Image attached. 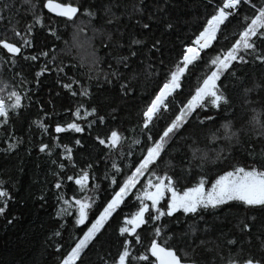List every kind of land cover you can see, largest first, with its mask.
I'll use <instances>...</instances> for the list:
<instances>
[{
	"label": "snow or ice",
	"instance_id": "1",
	"mask_svg": "<svg viewBox=\"0 0 264 264\" xmlns=\"http://www.w3.org/2000/svg\"><path fill=\"white\" fill-rule=\"evenodd\" d=\"M207 6L211 12L200 27L181 41L175 58L165 63L164 58L158 61L155 58L156 53L164 56L161 39H153L141 58V52L134 46L145 47L147 41L135 34H130L126 40L120 27L125 17L135 21L141 35L152 31L151 21L164 9L149 10L145 0H102L100 7L83 9L71 2L55 0H0V21H9L5 36L0 38V65H11L13 79L20 78L19 86L0 81V128L6 129L13 117L19 119L26 107L25 99L31 101V88L27 85L34 83L39 87L45 73L55 71L60 88L72 98H82L74 109L66 110L69 120L55 123L56 135L45 122L50 115L48 112L44 113L45 119L32 122L42 137L48 135L53 141L45 143L41 138L38 150L55 166L50 169L58 205L55 216L64 223L59 224L48 243L60 238L54 243L57 264H86L84 257L94 249L114 219L117 220L115 252L97 253L99 264H264V225L257 236L260 255H256L252 251L245 253L235 237L229 238L230 233L221 232L218 239L222 243L216 244L196 240L197 234L206 233L207 228L192 227L190 233L181 231L177 235L165 223L170 219L179 224V216L203 219L202 213L208 210L234 204L247 209H264V151L257 154L253 145V141L264 142V104L254 107L260 101L251 99L253 93L264 92V74L255 78L245 71L264 68V0H207ZM44 9L64 18L65 26L75 25L81 16L85 17L87 24L77 25L76 35L92 27L94 35L100 33L105 38L102 47L110 49L107 69L101 68L102 62L93 56L81 79L69 76L62 61L57 63L55 46L24 54V49L33 48L37 26L45 28ZM21 12L30 17L23 32L19 20L11 23L13 15ZM96 20L102 21V28L93 27ZM164 26L174 28L171 22H165ZM46 30L57 40L61 38L54 24L50 23ZM9 31L18 38L16 42L7 36ZM117 49L121 51L116 52ZM20 58L32 65L44 58L31 80L19 70ZM72 67L84 68V64ZM141 77L143 85L139 83ZM229 80L230 85L225 83ZM93 81L97 89L115 84L123 98H136L138 89L143 86L147 100L130 129L112 126L118 108L111 110L109 119L97 106H89ZM152 82L151 93H148ZM230 86L240 88L238 103H234L229 94ZM185 88L187 94L178 100ZM41 108L43 110L42 105ZM86 128L91 144L86 145L83 138L75 139L74 144L79 150L87 151V147H92L93 151H87L78 163L73 147L62 144L59 134L84 133ZM6 135L9 139L4 151H18L23 138L8 132ZM201 138L224 146L202 149ZM181 141L187 149V153L183 148L178 149L183 155L181 173L188 179L193 173L198 176L194 183L184 186H180L181 180L175 175L171 160H165L173 144ZM241 145H247L244 152L249 162H233L234 152ZM53 156L56 158L52 159ZM209 162L219 166V171L214 174L206 171ZM69 169L73 170L72 175L67 174ZM67 181L74 182L71 196L65 191ZM6 183L0 179V215L6 213L13 199ZM38 199L47 203L45 194ZM69 220L72 230L65 241ZM235 227L241 235L250 233L256 227V217L239 220ZM183 239L188 240V247L174 243ZM197 249H203L209 258H203Z\"/></svg>",
	"mask_w": 264,
	"mask_h": 264
},
{
	"label": "trees",
	"instance_id": "2",
	"mask_svg": "<svg viewBox=\"0 0 264 264\" xmlns=\"http://www.w3.org/2000/svg\"><path fill=\"white\" fill-rule=\"evenodd\" d=\"M59 2H71L74 5L81 6L83 8L100 7L102 0H57ZM149 10H155L157 7H162L163 12L156 14L157 18L151 21L152 31L140 34L139 26L135 24L134 20H127L122 17L120 27L125 32V39L127 40L130 34H135L138 38L145 39L147 46L141 47L139 45L134 46L141 52V58L148 52V46H150L153 39H161L164 43V56L156 53L155 58H164L165 63H168L169 59H174L176 54L180 51L181 41L188 39L197 31L201 22L205 16L211 12V8L207 6V0H145ZM45 13V28L40 29L37 26L34 31V40L32 49H24V54H31L34 50L39 52L41 50H49L53 46L56 49V55L58 57L57 63L61 61L65 66V71L69 76H77L84 79L83 73L89 66L93 56L98 58L102 63L101 68L107 69V63L109 61L108 53L110 49L102 47L104 37L100 33L94 35L93 28H87L86 32H81L79 36L76 35L77 25L83 27L87 24V19L83 16L76 21V24H68L65 26V19L56 17L55 14L49 13L47 9L43 10ZM6 16L10 14L5 13ZM19 20L20 30L24 31V24L30 20V17L25 16L23 12L14 14L11 23H15ZM165 22H171L174 25L173 29H167L164 25ZM54 24L57 27L58 34L61 37L57 40L47 32L49 24ZM9 27V21H0V38L5 36V30ZM93 27L102 28V21L96 20L93 22ZM108 30H111L109 28ZM7 36L10 40L16 42L18 38L14 37L12 33L7 32ZM90 41V42H89ZM115 41H113V46ZM171 50V51H169ZM121 50L117 49L116 52ZM126 54V53H124ZM44 62V58L36 62V65H32L29 62H25L22 58L19 60L18 68L24 72L28 79H32V73L34 70H38L37 65ZM84 64V68L72 67V65ZM135 64V59L133 61ZM126 71V70H125ZM251 75V77L259 78L264 74V68L254 67L247 68L245 70ZM58 79L55 71L45 73L40 78L41 82L39 87L34 83L28 84L27 87L31 88V101L25 99L24 104L26 107L22 110L19 119L13 117V121L7 126V128H0V179L5 180L7 183L5 187L8 188L13 199L9 202L7 211L4 215H0V264H57V253L54 250V243L60 238H53L51 243H48L49 238L52 237V233L57 230L59 224L64 223L55 216L58 205L56 204L54 197V189L52 188L53 177L50 174V169L55 166L51 165L50 158L45 153H40L38 145L43 138L45 143H53L50 136L41 134V131L32 123L36 119H45L44 113L48 112L50 115L45 119V122L50 125V131L53 135L56 122H63L70 119V116L66 114V110L73 108L80 97L72 98L66 92L62 90L56 83ZM0 81L11 85L20 84V78L13 79V71L11 65H0ZM250 82V81H249ZM143 85L144 81L141 77L139 82ZM229 85L232 83L230 80L225 81ZM152 82L147 91L151 93ZM93 98L89 102V106L95 105L99 108L100 113L109 116L113 108H118L117 119L112 121V126H119L121 129L131 128L138 120L139 112L146 103L147 97L144 95L145 89L141 86L136 94V98H123L118 93V86L105 85L101 89H97L95 81L92 82ZM229 94L233 97L234 103L239 102L240 88L228 89ZM187 94V88L177 98L183 99ZM143 97V98H142ZM253 101H260L259 104H255L254 107L259 108L264 104V92L251 96ZM30 104V106H28ZM43 106V110L41 108ZM251 114L249 113V116ZM239 126V125H238ZM192 131L191 128L188 130ZM6 132L13 133L17 137H21L24 143L20 146L18 151L5 152L7 147L6 141L9 136ZM96 133L93 132L94 136ZM131 136V133H126ZM60 142L68 143L74 149L78 163L87 155V151H93L92 147H87V151L79 150L74 144V140L83 138L86 145L91 144V138L89 137L88 130L84 133H61ZM31 140V143H29ZM130 143V140L129 142ZM183 141L180 143H174L173 147L169 149V155L166 156V162L170 159L172 165L175 166V175L181 180V185L194 183L198 176L193 173L191 179H188L181 173V160L183 155L178 149L183 148ZM255 152L259 154L264 151V142L253 141ZM224 145H213L208 141L201 138L200 147L202 149L219 148ZM247 145H241L234 152L235 160L233 162L246 163L249 162L246 159L244 149ZM127 149V144L125 145ZM55 151H61L56 149ZM183 152L187 153V149L183 148ZM214 156V154H213ZM56 157L53 156L52 159ZM212 157H210L211 160ZM163 167V165L161 166ZM170 170V169H169ZM206 171L210 174H214L219 171V166L213 165L211 162L206 166ZM103 169L101 168V174ZM68 175L73 174V170L67 171ZM73 181H67L65 185V191L69 196L72 195ZM104 185H102L103 187ZM41 194L46 195L47 203H44L38 199ZM125 212L128 209H124ZM203 219L192 216H179L181 221L179 224L166 220L165 223L169 225L176 232L177 235L181 231L189 232L192 227L199 229L207 228L206 233H198L196 240L200 239L213 241L216 244L222 243L220 233L231 234V237H235L240 244L243 245L245 253L252 251L256 255H260L259 241L257 236L260 234L259 229L264 225V209L259 207L254 209H247L234 204L231 207H222V209L208 210L202 213ZM256 217V227L252 232L241 235L238 229L235 227L237 221L244 220L250 217ZM12 220L9 224L8 221ZM68 231L64 233V240L67 241L72 230V221L69 220L67 224ZM117 220L114 219L108 228V231L99 237L94 249L84 257L86 264H99L97 253L105 255L109 250L115 252V246L113 242L117 240ZM251 237V243H248V238ZM264 238V237H262ZM147 243V240H145ZM181 247H188V240L174 241ZM139 247V246H138ZM239 247V244L236 246ZM143 251V248L139 249ZM235 250V248L233 249ZM198 254L203 258H209V254L205 253L203 249H197ZM134 254H138L134 252ZM226 254V252H225Z\"/></svg>",
	"mask_w": 264,
	"mask_h": 264
},
{
	"label": "water",
	"instance_id": "3",
	"mask_svg": "<svg viewBox=\"0 0 264 264\" xmlns=\"http://www.w3.org/2000/svg\"><path fill=\"white\" fill-rule=\"evenodd\" d=\"M55 2H59V1H57V0H55ZM62 3V2H61ZM54 14V13H53Z\"/></svg>",
	"mask_w": 264,
	"mask_h": 264
}]
</instances>
